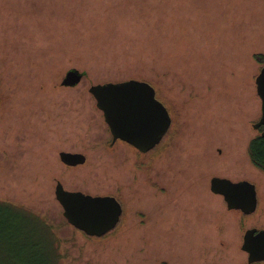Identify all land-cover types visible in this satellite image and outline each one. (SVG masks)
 <instances>
[{
	"label": "rangeland",
	"instance_id": "rangeland-1",
	"mask_svg": "<svg viewBox=\"0 0 264 264\" xmlns=\"http://www.w3.org/2000/svg\"><path fill=\"white\" fill-rule=\"evenodd\" d=\"M260 58L264 0H0V264H248L244 233L264 230V173L247 155ZM72 69L81 82L61 86ZM132 79L175 118L149 157L112 145L89 93ZM64 151L87 161L65 166ZM218 175L256 185L254 215L226 209ZM57 182L117 198L122 223L86 237Z\"/></svg>",
	"mask_w": 264,
	"mask_h": 264
},
{
	"label": "water",
	"instance_id": "water-1",
	"mask_svg": "<svg viewBox=\"0 0 264 264\" xmlns=\"http://www.w3.org/2000/svg\"><path fill=\"white\" fill-rule=\"evenodd\" d=\"M82 78L78 70L72 69L66 73L61 85L75 87ZM256 87L262 102L261 119L255 126L258 128L264 126V65L256 78ZM89 93L103 112L112 134V145L122 141L145 154L162 142L171 126L167 108L158 100L155 88L145 81L132 79L118 84H97L90 87ZM60 159L68 167L81 166L87 161L84 154L68 152H62ZM210 189L224 198L229 210L249 215L257 209V190L250 182L233 183L215 177L210 182ZM55 196L68 224L90 237L101 238L120 223L123 208L113 196L67 191L61 182H57ZM241 250L248 255V264L264 262V231H246Z\"/></svg>",
	"mask_w": 264,
	"mask_h": 264
},
{
	"label": "flooded vegetation",
	"instance_id": "flooded-vegetation-1",
	"mask_svg": "<svg viewBox=\"0 0 264 264\" xmlns=\"http://www.w3.org/2000/svg\"><path fill=\"white\" fill-rule=\"evenodd\" d=\"M62 86V85H61ZM166 107V106H165ZM167 108V107H166ZM168 110V112H169V114H170V117H171V126H170V128H169V130H168V132H167V134L166 135H169V134H171V131H172V128H173V126H174V123H175V118L173 117V115H172V112L169 110V109H167ZM261 119V118H260ZM260 121V120H259ZM259 123V122H258ZM258 123H256L255 124V126L258 124ZM252 124H250V126H251ZM254 126V128H255V130L257 131V132H259V135L258 136H260V137H262V134L264 133V126H261V127H258V128H256ZM257 136V137H258ZM256 138V137H255ZM262 138H264V137H262ZM254 139V138H253ZM252 139V140H253ZM163 140H164V138H163ZM163 140H162V142H163ZM252 140H251V142H252ZM118 142V141H117ZM162 142L158 145V146H160L161 144H162ZM250 142V143H251ZM125 143V142H124ZM250 143H249V145H248V149H247V155H248V158H249V161L251 162V158H250V155H249V147H250ZM127 144V143H126ZM128 145V144H127ZM130 146V145H129ZM158 146L156 147V148H154L152 151H150V152H148V153H145V154H143V153H141V152H139L137 149H135L134 147H132V146H130L131 148H133L139 155H141V156H146V157H149V156H151L152 155V153L158 148ZM65 152V151H64ZM62 152H60V154H61ZM68 153H71V152H68ZM60 154H59V156H60ZM219 154H221V152H219ZM61 160V159H60ZM252 164V163H251ZM66 166V165H65ZM215 177H217V178H222V179H228V180H230V181H232L233 183H240V182H250L248 179H246V178H241L240 180H234L232 177H230V176H227V177H224V176H221V175H218V176H214L213 178H215ZM213 178H211V180L213 179ZM250 183H252V182H250ZM253 184V183H252ZM255 185V184H254ZM64 186V185H63ZM255 187H256V185H255ZM65 188V187H64ZM66 189V188H65ZM67 190V189H66ZM256 190H257V187H256ZM67 191H69V190H67ZM164 191H167L166 189L164 190ZM72 192H75V191H72ZM166 193V192H165ZM216 195V194H215ZM218 196H220V195H218ZM220 197H222V196H220ZM257 197H258V192H257ZM223 198V197H222ZM117 199V198H116ZM118 200V199H117ZM223 200H224V198H223ZM119 201V200H118ZM120 202V201H119ZM224 203H225V205H226V209L227 210H229L228 209V207H227V204H226V202H225V200H224ZM120 204L122 205V208H123V213H122V216H121V219H120V223H122V221H123V219H124V215H125V207H124V205L120 202ZM258 206H259V199H258ZM258 206H257V209H258ZM257 209H256V211H257ZM229 211H231V212H239V213H241L242 214V216L243 217H249V216H252V215H254L255 213H256V211L254 212V213H252V214H249V215H245V214H243L241 211H236V210H229ZM119 223V224H120ZM118 224V225H119ZM117 225V226H118ZM117 228V227H116ZM252 229H256L257 230V232H260V231H264V230H261V229H259V228H251V229H248V230H252ZM248 230H246V231H248ZM245 231V232H246ZM245 234V233H244ZM245 253V252H244ZM247 255V254H246ZM248 256V255H247ZM248 258V257H247ZM260 263H262V262H260ZM255 264H259V263H255Z\"/></svg>",
	"mask_w": 264,
	"mask_h": 264
},
{
	"label": "trees",
	"instance_id": "trees-1",
	"mask_svg": "<svg viewBox=\"0 0 264 264\" xmlns=\"http://www.w3.org/2000/svg\"><path fill=\"white\" fill-rule=\"evenodd\" d=\"M261 60V63H264V58H260ZM167 134V133H166ZM170 134L169 135H165L164 136V140L166 138H169ZM163 140V141H164ZM163 143V142H162ZM249 155H250V158H251V163L252 165L260 170L261 172L264 173V138L258 136L256 138H254L252 140V142L250 143V147H249ZM2 214L5 216V219H7L9 217V214H7L6 212H2ZM116 229V228H115ZM114 229V230H115ZM111 231L109 233H113L114 232ZM108 233V234H109ZM85 234V233H84ZM107 234V235H108ZM86 237H90L88 235L85 234ZM106 236V235H105ZM104 237V236H103ZM90 238H93V237H90ZM98 238V237H97Z\"/></svg>",
	"mask_w": 264,
	"mask_h": 264
}]
</instances>
